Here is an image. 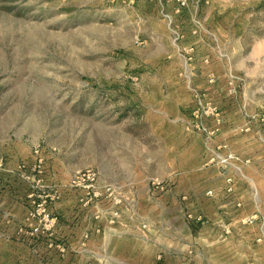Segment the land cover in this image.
I'll return each mask as SVG.
<instances>
[{"label": "rangeland", "instance_id": "1", "mask_svg": "<svg viewBox=\"0 0 264 264\" xmlns=\"http://www.w3.org/2000/svg\"><path fill=\"white\" fill-rule=\"evenodd\" d=\"M223 126L240 144L219 136ZM200 138L214 139L207 151ZM169 148L203 157L196 165L218 171L215 187L225 178L247 190L226 192L229 205L241 202L231 211L245 213L235 225L228 214L221 242L204 238L214 189L199 180L195 193L178 189L165 177ZM258 148L264 0H0V240L23 238L32 264H43V240L77 237L82 226L90 238L126 202L140 237L150 219H140L138 181L123 167L155 154L160 174L149 186H166L160 197L170 188L160 202L178 205L163 223L175 226L165 237L188 241L175 249L183 262L264 264V172L239 179L252 163L244 153Z\"/></svg>", "mask_w": 264, "mask_h": 264}, {"label": "crops", "instance_id": "2", "mask_svg": "<svg viewBox=\"0 0 264 264\" xmlns=\"http://www.w3.org/2000/svg\"><path fill=\"white\" fill-rule=\"evenodd\" d=\"M161 131L163 132V130ZM174 135L175 134L172 133L170 137H174ZM185 135L187 140V134ZM232 135V129L223 126V131L219 136L228 141L229 144L237 145L239 143V136L236 135L233 137ZM211 141H214V139H208L204 142L202 139V148L203 145H206L207 151V148H209L208 144H211ZM193 146L196 147V145ZM169 149L172 155L166 161L168 172L165 177H168L172 182L177 180V188L181 186L182 182L183 188L186 186L189 190L192 188L195 193L196 190H200V188H198L201 184L200 182L204 181L206 183L207 181L206 186L214 189L215 195L213 196L211 194L210 197L207 198L206 201H209L210 204L204 207V210L207 212L204 225L206 234L204 238L208 243L221 242L223 236L221 233H217V228L219 229L221 225L227 224L229 222L228 214L232 212L231 208L236 207L237 204H241V202L238 201L237 203L234 202L229 205V202L224 200L227 194L226 192L233 191L238 195L237 199H241L245 198L244 196L247 190H241L242 187H240L239 181H235L233 184L231 183V187H229L230 183H228L225 178H219L220 186L215 187L214 183L217 182V180L212 181L209 179L216 177L218 171L215 168L201 169L196 165L202 162L203 157L201 159L198 154L194 155V153H189V158L187 159L176 158L177 154L172 153L174 148ZM175 150L179 151L180 149ZM259 152L260 150L258 148L244 153L249 159L246 163H249L250 160L252 163L250 165L248 164L249 166L246 168L245 173L242 169L239 179L250 178L252 180V182H250L254 183L255 178L261 177V173L264 172V163L263 166L260 167V162H264V154H259ZM160 162L161 159L159 155L155 154L145 160L139 161L136 164L137 167L134 166V168H130V166H126V164L123 167L124 177L130 176L132 178L133 176L134 180L138 181L136 189H132L131 191H134L139 196L138 207L140 219H145V221L150 219L148 220L149 224L143 225V228L138 226L140 237H135L133 233L137 231L129 227L131 225L128 221V214H122V212L126 213L128 210L126 202L118 206V208L121 209V214L117 215V220L113 223L112 221L110 223L108 221L107 225L101 222L98 225L99 227H95L94 225L92 227L93 233L90 238H80L84 231L81 225V231L79 234L76 233L75 235H78L77 237L71 235L70 237L74 238H56L53 245L43 240L42 243H39L40 249L42 250V256L40 255V257L43 260V264H104L103 261L105 264H187L183 262L182 256L179 255L175 249L180 248V241H182L183 244L188 241H185L186 239L181 240L171 236L165 237L166 234L173 233L172 229H175L174 225L169 229L164 226L163 219L168 216L166 211L170 212L175 208L176 212H179L177 204L172 205L171 202L166 201L160 202L162 197L166 199L170 195V188L163 192V196L160 197V195L157 196L160 193L159 191L164 190L166 186L161 185L157 180L156 185L153 183V185L149 186L150 180L160 174ZM114 175L111 178H115ZM201 177L203 179H201ZM198 180L200 181L199 183H197ZM240 194L241 197H239ZM163 212L165 214H163ZM244 213L245 211L243 208H236L235 211L232 212L234 217H232L230 223L235 225ZM177 217L181 222L182 216L177 214ZM174 224H177V222ZM70 226H72V222L68 220H66L65 224L60 225L61 229H63L64 233L68 236L70 235L67 233ZM179 232H182L185 236L188 235L186 227H183ZM17 234L20 235V231H17ZM21 239L23 240V238H12L7 243L0 240L1 244L5 245L2 250L3 256H0V264L33 263L34 258L31 256L32 252ZM61 243H63V247H60Z\"/></svg>", "mask_w": 264, "mask_h": 264}, {"label": "built area", "instance_id": "3", "mask_svg": "<svg viewBox=\"0 0 264 264\" xmlns=\"http://www.w3.org/2000/svg\"><path fill=\"white\" fill-rule=\"evenodd\" d=\"M226 159V158H225ZM211 192V191H210Z\"/></svg>", "mask_w": 264, "mask_h": 264}]
</instances>
